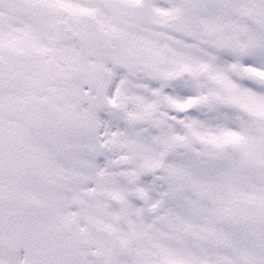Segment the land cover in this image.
Segmentation results:
<instances>
[{
  "label": "snow or ice",
  "instance_id": "1",
  "mask_svg": "<svg viewBox=\"0 0 264 264\" xmlns=\"http://www.w3.org/2000/svg\"><path fill=\"white\" fill-rule=\"evenodd\" d=\"M0 264H264V0H0Z\"/></svg>",
  "mask_w": 264,
  "mask_h": 264
}]
</instances>
